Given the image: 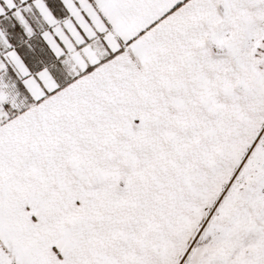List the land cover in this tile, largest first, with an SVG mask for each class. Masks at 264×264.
I'll use <instances>...</instances> for the list:
<instances>
[{"label": "snow or ice", "instance_id": "snow-or-ice-1", "mask_svg": "<svg viewBox=\"0 0 264 264\" xmlns=\"http://www.w3.org/2000/svg\"><path fill=\"white\" fill-rule=\"evenodd\" d=\"M0 264H264V0H0Z\"/></svg>", "mask_w": 264, "mask_h": 264}]
</instances>
